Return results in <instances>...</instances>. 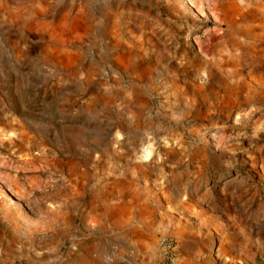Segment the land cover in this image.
<instances>
[{
    "label": "rangeland",
    "instance_id": "1",
    "mask_svg": "<svg viewBox=\"0 0 264 264\" xmlns=\"http://www.w3.org/2000/svg\"><path fill=\"white\" fill-rule=\"evenodd\" d=\"M108 179L156 236L109 254L264 264V0H0V264H75Z\"/></svg>",
    "mask_w": 264,
    "mask_h": 264
},
{
    "label": "crops",
    "instance_id": "2",
    "mask_svg": "<svg viewBox=\"0 0 264 264\" xmlns=\"http://www.w3.org/2000/svg\"><path fill=\"white\" fill-rule=\"evenodd\" d=\"M79 26L81 24L75 21L72 28L78 29ZM125 59L129 61L128 57ZM129 183L123 180L108 179L106 187L96 189L95 199H93L92 204L94 209L92 217L95 220V224L82 226L83 228L81 226L75 228V237L77 239L75 247H79L82 252L84 244L91 242V249L78 255L79 257L75 264H108L105 258L114 249L113 246L126 247L129 243L128 241L132 239L136 244L134 245L142 251L153 247L156 236L149 226H116L125 221L128 209L132 208L133 203L129 196L135 193L133 192L135 189H131L132 183ZM119 193L129 194L127 198L125 197L120 202L112 201L109 197L111 194ZM63 230L67 231L68 229L65 226ZM113 264L121 263L116 261Z\"/></svg>",
    "mask_w": 264,
    "mask_h": 264
},
{
    "label": "built area",
    "instance_id": "3",
    "mask_svg": "<svg viewBox=\"0 0 264 264\" xmlns=\"http://www.w3.org/2000/svg\"><path fill=\"white\" fill-rule=\"evenodd\" d=\"M160 256L164 260L165 264L174 263L177 245L172 239H163L159 242ZM107 263L120 262L122 264H135V262L129 260L124 255L113 251L111 254L107 255L105 258Z\"/></svg>",
    "mask_w": 264,
    "mask_h": 264
}]
</instances>
